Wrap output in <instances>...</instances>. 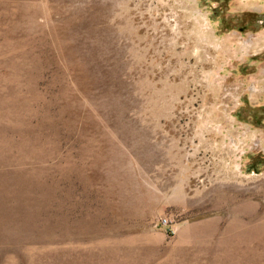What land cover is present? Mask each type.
Instances as JSON below:
<instances>
[{"label":"rangeland","instance_id":"1","mask_svg":"<svg viewBox=\"0 0 264 264\" xmlns=\"http://www.w3.org/2000/svg\"><path fill=\"white\" fill-rule=\"evenodd\" d=\"M0 264H264V0H0Z\"/></svg>","mask_w":264,"mask_h":264},{"label":"built area","instance_id":"2","mask_svg":"<svg viewBox=\"0 0 264 264\" xmlns=\"http://www.w3.org/2000/svg\"><path fill=\"white\" fill-rule=\"evenodd\" d=\"M162 222H166V219L164 218Z\"/></svg>","mask_w":264,"mask_h":264}]
</instances>
